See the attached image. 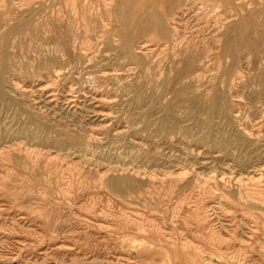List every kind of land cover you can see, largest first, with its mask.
<instances>
[{
  "label": "rangeland",
  "instance_id": "obj_1",
  "mask_svg": "<svg viewBox=\"0 0 264 264\" xmlns=\"http://www.w3.org/2000/svg\"><path fill=\"white\" fill-rule=\"evenodd\" d=\"M200 1L0 0V264H264L239 221L264 215L239 197L264 188V0H210L174 43Z\"/></svg>",
  "mask_w": 264,
  "mask_h": 264
},
{
  "label": "bare ground",
  "instance_id": "obj_2",
  "mask_svg": "<svg viewBox=\"0 0 264 264\" xmlns=\"http://www.w3.org/2000/svg\"><path fill=\"white\" fill-rule=\"evenodd\" d=\"M200 1V0H199ZM236 1V2H235ZM239 1H242V0H227V5H226V7H225V9L222 11L223 13H224V15H226V16H228V14H231V13H234L235 12V9H237L238 8V3H239ZM236 3V6H235V3ZM77 4V3H76ZM246 5V4H245ZM105 7L104 8H106V7H108V5L107 4H105L104 5ZM247 6V5H246ZM240 7V6H239ZM223 8V5H221V4H218V3H215V2H213V1H207V2H204V1H200L199 2V4L197 5V4H195L193 7H191V9L192 10H180V11H175V12H177V13H175V12H173V13H175L171 18H170V27L172 28V30H173V32H172V40H173V42L175 43L177 40H179L180 39V36H179V34H178V30H179V27H180V24L184 21V19L185 18H187L190 14V11H191V13H195V15H194V17L197 19V18H199L201 15H205L206 13H220L221 12V9ZM187 9H190V8H187ZM244 9V8H243ZM105 13H107L108 15H110V13L109 12H105ZM210 14V15H211ZM251 14V13H250ZM249 14V15H250ZM209 16V15H208ZM107 17V16H106ZM122 18V17H121ZM229 18V17H228ZM249 18V17H248ZM241 19V18H240ZM245 19H247V18H245ZM139 21V20H138ZM247 21H248V19H247ZM83 22V21H82ZM137 22V21H136ZM251 22V21H250ZM26 23V22H25ZM24 23V24H25ZM239 23V22H238ZM246 23V22H245ZM27 24V23H26ZM125 24V23H124ZM244 25V24H243ZM15 26V25H14ZM18 26V25H17ZM156 26H157V28H158V30L161 32V34L163 35V36H167L168 34H169V30H168V28H166L165 27V25L163 24V22L161 21V20H158L157 22H156ZM16 27V26H15ZM119 27V26H118ZM149 27V26H148ZM13 29H14V27H13ZM53 30V29H52ZM142 30L143 31H146L145 30V28H142ZM13 31V30H12ZM54 31H56V30H54ZM11 32V31H10ZM60 32L62 33V30H60ZM59 32V33H60ZM64 32V31H63ZM237 32V31H236ZM239 32V31H238ZM58 33V34H59ZM60 33V34H61ZM248 33V32H247ZM250 33V32H249ZM63 34V33H62ZM68 34V33H67ZM160 34V33H159ZM54 35V34H53ZM245 35V34H244ZM66 36V35H65ZM8 39V38H7ZM65 39V38H64ZM260 39H262V38H260ZM51 40V39H50ZM54 40H55V38H54ZM49 41V40H48ZM51 41H53V40H51ZM56 41V40H55ZM69 41V40H68ZM109 41V40H108ZM61 42H63V41H61ZM65 42V41H64ZM63 42V43H64ZM52 43V42H51ZM129 43H130V40H128V37L126 38V41H125V43H124V45H123V51L125 52V53H129L128 52V48H129ZM53 44V43H52ZM67 44V43H66ZM70 44V43H69ZM186 44V43H185ZM8 45V44H7ZM234 45L236 46V47H238V48H246L247 49V47H248V52L249 53H251V50H250V48L252 47H249L247 44H246V41H245V39L241 36V35H237V36H235V40H234ZM6 46V45H5ZM71 46V45H70ZM160 46V45H159ZM147 47H148V45H146V43H143L142 45H140V47L138 48V49H140L141 51H144V50H147ZM151 47V46H150ZM255 47V46H254ZM64 48V47H63ZM62 48V49H63ZM67 49V48H66ZM182 51H183V49H182ZM65 52V51H64ZM63 52V53H64ZM138 52V51H137ZM183 52H185V51H183ZM227 52L229 53V54H231V52H229L228 50H227ZM72 54H73V52H71ZM234 53V52H233ZM142 54V53H141ZM65 55V54H64ZM232 56H231V58H233V62H232V64H234V63H236L237 61H238V59H239V57H238V53H236V51H235V54H231ZM68 56V55H67ZM70 56V55H69ZM258 56V55H257ZM6 57V56H5ZM5 57L3 58V59H5ZM75 57V56H74ZM128 57V56H127ZM193 57V56H192ZM192 57H191V59H192ZM8 58V57H7ZM72 58V57H71ZM70 58V59H71ZM77 58V57H76ZM129 58V57H128ZM179 59H181V58H179ZM243 62V61H242ZM201 66V65H200ZM240 67H242V66H240ZM55 73V72H54ZM102 73V75L104 74H106V72H101ZM192 73V72H191ZM93 75V74H92ZM177 75V74H176ZM248 83H250V82H248ZM251 84H253L252 83V81H251ZM259 84V83H258ZM55 85V84H54ZM83 86V85H82ZM185 90V89H184ZM93 91V90H92ZM90 92V91H89ZM171 92V91H170ZM260 92V91H259ZM258 92V93H259ZM172 93V92H171ZM176 96V95H175ZM179 97V96H178ZM261 97V96H260ZM82 98V97H81ZM217 98V97H216ZM101 99V98H100ZM177 99V98H176ZM222 99H223V97H222ZM79 100V99H78ZM99 100V99H98ZM179 100V99H178ZM262 100V99H261ZM101 101V100H100ZM252 101V100H251ZM250 101V102H251ZM258 101V100H257ZM176 102V101H175ZM257 103V102H256ZM264 103V102H263ZM191 104V103H190ZM195 104H196V102H195ZM173 105V104H172ZM200 105V104H199ZM194 106V105H193ZM78 107V106H77ZM201 107V106H200ZM218 107V106H217ZM192 108V107H191ZM193 108H196V107H193ZM189 109V108H188ZM191 110V109H190ZM189 110V111H190ZM194 110V109H193ZM207 111V109H202V108H200V110L199 111ZM217 110H219V108H217ZM198 112V111H197ZM216 112H219V111H216ZM198 114V113H197ZM196 117V116H195ZM172 118V117H171ZM196 119V118H195ZM172 120V119H171ZM170 120V121H171ZM212 120H214L213 118H212ZM211 120V121H212ZM168 122V121H167ZM169 123V122H168ZM167 125H169V124H167ZM173 125V124H172ZM168 127V126H167ZM166 127V128H167ZM239 139H241V138H239ZM239 141H241V140H239ZM227 146V145H226ZM228 147V146H227ZM171 167V166H170ZM155 174V173H154ZM186 174V173H185ZM181 175H183L182 173H181ZM148 180V179H147ZM151 180H152V178H151ZM155 181H157L158 182V180L156 179ZM161 181H163V180H161ZM173 181V180H172ZM171 181V183L173 184V182ZM255 181V180H254ZM149 182V181H148ZM150 182H153V181H150ZM184 182V181H183ZM83 184V183H82ZM95 184V183H94ZM126 184H127V180H125V179H115L114 178V180H111V182H110V187L113 189V190H122V188L124 187V186H126ZM164 184V183H163ZM171 184V185H172ZM243 184V183H242ZM149 185V184H148ZM154 185V184H153ZM157 185V184H156ZM82 186V185H81ZM85 186V185H84ZM150 187H151V185H149ZM83 187V186H82ZM66 188V187H65ZM148 188V187H147ZM152 188V187H151ZM155 188H158L157 186L155 187ZM250 188V187H249ZM259 188V187H258ZM159 189H161V188H159ZM254 189H256L255 187H254ZM264 189V188H263ZM263 189L261 190H253L252 188H250V189H245L244 191H243V195H241V194H239V197L242 199V201H244L243 199H245L246 201H248V202H251V203H254L255 205H257V204H260V205H264V198H263V196H262V194H261V192L263 191ZM64 190V189H63ZM150 190V189H149ZM155 190H157V189H155ZM78 191V190H77ZM142 191V190H141ZM147 191V190H146ZM152 191V190H151ZM125 192L126 193H129V191H128V185L125 187ZM156 192V191H155ZM141 194H143V193H141ZM147 194V193H146ZM209 194V193H208ZM149 195V194H148ZM141 196V195H140ZM139 196V197H140ZM186 196V195H185ZM131 197H133V195L131 196ZM154 197V196H153ZM221 197L223 198V200H224V196L221 194ZM150 198H151V196H150ZM157 198V197H156ZM155 198V199H156ZM162 197H160V199H161ZM240 198H239V200H240ZM152 199V198H151ZM165 199V198H164ZM157 200V199H156ZM67 201V200H66ZM152 201H153V199H152ZM187 201V200H186ZM245 201V202H246ZM68 202V201H67ZM85 203V202H84ZM107 203H108V201H107ZM146 203V202H145ZM144 203V204H145ZM226 203V202H225ZM229 203V202H228ZM105 204V203H104ZM143 204V205H144ZM201 204V203H200ZM244 204V203H243ZM74 205V204H73ZM106 205V204H105ZM147 205V204H146ZM207 205V204H206ZM220 205V204H219ZM223 205H224V203H223ZM88 206V205H87ZM94 207H95V205H93ZM107 206V205H106ZM145 206V205H144ZM86 207V206H85ZM90 207V206H89ZM96 207H97V205H96ZM225 207V206H224ZM81 208V207H80ZM147 208V207H146ZM148 208H149V205H148ZM248 208V207H247ZM252 208H255V207H252ZM262 208V207H261ZM78 209V208H77ZM95 209V208H94ZM100 209V208H99ZM110 209V208H109ZM145 209V208H144ZM197 209V208H196ZM207 209V208H206ZM251 209V208H250ZM80 210V209H79ZM92 210V209H91ZM101 210V209H100ZM103 210V209H102ZM154 210V209H153ZM93 211V210H92ZM123 211H124V209H123ZM242 211V210H241ZM240 211V212H241ZM85 212V211H84ZM108 212V211H107ZM245 212V211H244ZM81 213V212H80ZM87 213H89V212H87ZM95 213H97V212H95ZM99 213V212H98ZM248 213V212H247ZM246 213V214H247ZM259 213V212H258ZM108 214V213H107ZM208 214V213H207ZM246 214H244V215H242L241 214V220H239L240 222H242V223H245L247 226H248V231L247 230H244V229H242L243 231H244V233L246 234V238H251V240L254 238H256V236L258 235L257 233L258 232H262L263 234H264V230L262 229V228H264V215H262V214H260L259 216H258V218H255L254 219V221H250V220H253L252 218L249 220V219H246L247 217H245V215ZM88 215V214H87ZM100 215V214H99ZM101 215H103V214H101ZM143 215H145V213L143 214ZM180 215V214H179ZM212 215V214H211ZM96 216V215H95ZM116 216V215H115ZM114 216V217H115ZM178 215H176V217H177ZM184 216V215H183ZM206 216V215H205ZM209 216V215H208ZM248 216H249V213H248ZM252 216V215H251ZM253 216H254V214H253ZM174 217V216H173ZM172 218V217H171ZM182 218V217H181ZM201 218H203V216L201 217ZM254 218V217H253ZM120 219H122L121 217H120ZM172 219H174V218H172ZM176 219V218H175ZM179 219V218H178ZM184 219V218H183ZM198 219V218H197ZM141 220H143V219H141ZM185 220V219H184ZM208 220V219H207ZM107 221V220H106ZM126 221L127 222H131V223H133V220H131V218H127L126 219ZM174 221V220H173ZM179 221V220H178ZM138 222H140V221H138ZM143 222V221H142ZM153 222V221H152ZM164 222V221H163ZM172 222V221H171ZM200 222H202L203 223V221H200ZM135 223H136V221H135ZM147 223V222H146ZM145 223V224H146ZM151 223V222H150ZM178 223H180V221L178 222ZM182 223H184V222H182ZM204 223H205V220H204ZM210 223V222H209ZM149 224V223H148ZM165 224H166V222H165ZM201 224V223H200ZM207 224V223H206ZM211 224V223H210ZM219 224V223H218ZM244 224V225H245ZM139 225H140V223H139ZM142 225H143V223H142ZM153 225H155V224H153ZM158 225V224H157ZM157 225H155V226H157ZM161 225V224H160ZM186 225V224H185ZM185 225H183V226H185ZM209 225V224H208ZM212 225V224H211ZM240 225V224H239ZM147 226V225H146ZM182 226V225H181ZM180 226V227H181ZM205 226V225H204ZM170 227H173L172 225L170 226ZM139 228V227H138ZM143 228V227H142ZM187 228V227H186ZM214 228H215V226H214ZM246 228V227H245ZM143 229H145V227L143 228ZM150 228H148V230H149ZM152 229H154V228H152ZM160 229V228H159ZM177 229H179V228H177ZM185 229V228H184ZM201 229H203L202 227H201ZM213 229V228H212ZM232 229V228H231ZM239 229V228H238ZM138 230V229H137ZM141 230V229H140ZM139 230V231H140ZM174 230H176V229H174ZM209 230V229H208ZM166 231V230H165ZM184 231V230H183ZM199 231V230H198ZM242 231V232H243ZM163 232V231H162ZM180 232V231H179ZM189 232V231H188ZM200 232V231H199ZM202 233L204 232V231H201ZM208 232V235L206 234V236H208V238L210 239V237L211 238H216V237H218L219 236V231H207ZM141 233V232H140ZM147 233V232H146ZM156 233L157 234H159V232H157L156 231ZM166 233H168V232H166ZM185 233V232H184ZM183 233V234H184ZM221 233V232H220ZM153 234V233H152ZM183 234H182V236H183ZM186 234V233H185ZM164 235V234H163ZM171 235V234H170ZM182 236H181V238H182ZM200 236H202V235H200ZM203 236H205V235H203ZM160 237H163V236H160ZM173 237H175V236H173ZM172 237V238H173ZM199 237V236H198ZM220 237V236H219ZM245 237V236H244ZM201 238H203V237H201ZM207 238V239H208ZM160 239H162V238H160ZM164 239H166V238H164ZM169 239H171V238H169ZM175 239V238H174ZM256 239H258V238H256ZM260 240H261V238H259ZM180 240V239H179ZM186 240V239H185ZM222 240V239H221ZM250 240V241H251ZM167 241H168V239H167ZM176 241V240H175ZM186 241H188V240H186ZM211 241V240H210ZM219 241V240H218ZM244 241V240H243ZM248 241H249V239H248ZM256 241V240H255ZM65 242V241H64ZM181 242V241H180ZM208 242H209V240H208ZM217 242V241H216ZM261 242V241H260ZM166 243H168V242H166ZM173 243V242H172ZM188 243V242H187ZM186 243V244H187ZM191 243V242H190ZM213 243V242H212ZM227 243H228V241H227ZM233 243V242H232ZM259 243V242H258ZM262 243V242H261ZM264 243V242H263ZM180 244V243H179ZM185 244V243H184ZM185 244V245H186ZM195 244H197V243H195ZM51 245V244H50ZM182 245V244H181ZM212 246L214 245V244H211ZM245 245H248V242H247V244L245 243ZM250 245V244H249ZM161 246V245H160ZM174 246H176V245H174ZM218 246H220L219 244H218ZM233 246V245H232ZM251 246V245H250ZM57 247V246H56ZM63 247V246H62ZM70 247V246H69ZM68 247V248H69ZM211 247V246H210ZM241 247V246H240ZM263 247V246H262ZM261 247V248H262ZM72 248V247H71ZM182 248H183V250L184 249H189L187 246H182ZM201 248H203V247H201ZM233 248V247H232ZM199 249H200V247H199ZM199 249H195V251H200ZM212 249H214V248H212ZM215 249H216V247H215ZM230 249V248H229ZM50 250V249H49ZM217 250V249H216ZM220 250V249H219ZM219 250H218V252H219ZM261 250H263L264 251V249H261ZM39 251V250H38ZM60 251V250H59ZM62 251H64V250H62ZM205 251V250H204ZM204 251H202V252H200V253H203V254H206ZM71 252V251H70ZM221 252V251H220ZM92 253V252H91ZM90 253V254H91ZM225 253H226V250H225ZM229 253H231V252H229ZM71 254V253H70ZM77 254V253H76ZM202 254V255H203ZM261 254L264 256V252H261ZM81 255V254H80ZM88 255H89V253H88ZM99 255V254H98ZM180 255H182V253L180 254ZM185 255H188V252L185 254ZM211 255V254H210ZM209 255V256H210ZM73 256V255H72ZM81 256H83V255H81ZM102 255H100V257H101ZM122 256V255H121ZM206 256V255H205ZM232 256V255H231ZM230 256V257H231ZM95 257V256H94ZM193 257H195V256H193ZM201 257V256H200ZM200 257H197V259L198 258H200ZM212 257H214V256H212ZM211 256L210 257H207L206 258V260H204V262H201V264H227V263H225L224 261H222V259L221 258H219L218 257V259H216V257L215 258H212ZM226 257V256H225ZM229 257V258H230ZM252 258V257H251ZM126 259V258H125ZM195 259V258H194ZM196 260V259H195ZM194 260V261H195ZM231 260V259H230ZM247 260V259H246ZM261 260V259H260ZM126 261V260H125ZM245 261V260H244ZM143 262V261H142ZM239 262V261H238ZM248 262V261H247ZM193 263V262H192ZM241 263V262H240ZM121 264V263H120ZM139 264H141L140 262H139ZM198 264V263H197ZM229 264V263H228ZM260 264V263H259Z\"/></svg>",
  "mask_w": 264,
  "mask_h": 264
}]
</instances>
